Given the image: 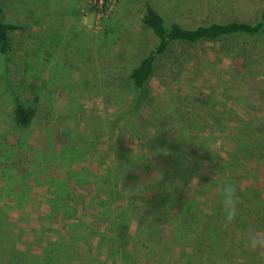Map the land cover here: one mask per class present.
I'll return each instance as SVG.
<instances>
[{"label":"rangeland","instance_id":"obj_1","mask_svg":"<svg viewBox=\"0 0 264 264\" xmlns=\"http://www.w3.org/2000/svg\"><path fill=\"white\" fill-rule=\"evenodd\" d=\"M146 4L166 27L188 28L253 22L264 8V0H106L101 9L0 0L4 19L20 26L5 78L0 60V206L16 223L10 237L0 226V264L15 251L18 264H31L23 252L50 257L51 241L71 237V264H264V248L247 246L250 232L264 235V36L175 43L137 92L128 74L156 43L142 22ZM16 103L32 111L28 131L13 126ZM62 147L80 161H63ZM118 162L111 183L121 195L87 176L69 183L63 208L45 202L70 173ZM181 170L185 180H173ZM224 181L240 196L228 229Z\"/></svg>","mask_w":264,"mask_h":264},{"label":"trees","instance_id":"obj_2","mask_svg":"<svg viewBox=\"0 0 264 264\" xmlns=\"http://www.w3.org/2000/svg\"><path fill=\"white\" fill-rule=\"evenodd\" d=\"M106 1V0H105ZM143 24L152 32L156 38V43L152 51L139 60V62L130 70L128 74L129 82L131 86L137 91L143 93L144 88L149 82L151 75L154 70V64L157 59L162 57L169 49V47L175 43H187L194 44L199 41H217L225 37L245 34L249 36H264V8L261 10L258 18L253 22H242V21H226V22H211L205 25H198L193 28H188L182 26L176 22L171 23L168 27L165 26L163 17L149 4L145 5V11L142 17ZM20 26L18 24L6 21L3 17V11L0 8V60L2 65V77L5 78L8 71V64L12 60V41L11 33L19 30ZM139 97H137L138 99ZM33 119L32 111L23 105L16 103L14 105L12 122L15 129L29 130L31 122ZM71 148L62 147L59 150V157L67 162L68 159L75 161H80L79 158L75 157L71 153ZM42 161V160H41ZM104 163L98 161V166ZM123 166L118 162L114 164H108L106 169H103L101 174L94 175L91 171L87 170L86 167L81 168L76 175L70 173L64 180L65 184L63 187L55 188L51 196L44 197L45 202L50 206H56L57 208H63V205H67L71 198L69 193V183L74 180L75 182H80L83 180H88L87 176H90L89 181H94L96 183L102 184L103 186H108L110 191H114L116 194L121 195L122 189L126 191L121 186H118V182L112 184V180L116 177L118 171H122ZM177 170V169H173ZM140 170V175L142 174ZM90 174V175H89ZM179 175L178 179L172 175L174 180H185V171H177ZM48 182V181H47ZM46 182V183H47ZM154 184L158 183L154 179ZM184 182V181H183ZM111 183V184H110ZM162 181H159V184ZM25 194V193H24ZM160 194V193H158ZM163 200V197H161ZM27 196L25 194L24 198L20 201V207L22 208L27 203ZM6 209H9L7 207ZM4 205L0 206V226L6 229L7 234L10 237L12 228L9 227L11 224H16L9 217L3 216V212L6 211ZM72 226V225H71ZM70 226V227H71ZM61 240L51 241L49 243L50 248L52 247V255L49 257L50 249L42 252L45 258L35 259L39 257H34L31 259L29 253L23 252L22 255L26 257L27 261L31 264H66L73 262V256H71L70 250L77 253V242L73 237L70 238L68 243H60ZM9 264H18V252H14L11 259L8 260Z\"/></svg>","mask_w":264,"mask_h":264},{"label":"clouds","instance_id":"obj_3","mask_svg":"<svg viewBox=\"0 0 264 264\" xmlns=\"http://www.w3.org/2000/svg\"><path fill=\"white\" fill-rule=\"evenodd\" d=\"M89 18V26H90ZM214 178V177H213ZM219 200L221 208V225L224 229L232 227L238 216L239 205V188L233 181H224L218 187ZM247 246L250 249L264 248V235L250 232L247 237Z\"/></svg>","mask_w":264,"mask_h":264},{"label":"built area","instance_id":"obj_4","mask_svg":"<svg viewBox=\"0 0 264 264\" xmlns=\"http://www.w3.org/2000/svg\"><path fill=\"white\" fill-rule=\"evenodd\" d=\"M105 0H87L90 6L101 9Z\"/></svg>","mask_w":264,"mask_h":264}]
</instances>
